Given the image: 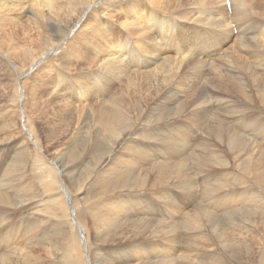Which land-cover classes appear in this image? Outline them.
I'll return each mask as SVG.
<instances>
[{
  "label": "rangeland",
  "instance_id": "rangeland-1",
  "mask_svg": "<svg viewBox=\"0 0 264 264\" xmlns=\"http://www.w3.org/2000/svg\"><path fill=\"white\" fill-rule=\"evenodd\" d=\"M147 1L174 19L170 49L164 34L146 43L125 2L97 18L106 0H0V142L24 264H64L78 247L84 264H264V206L244 189L264 196V92L244 85L264 80V0ZM121 55L134 66L108 64ZM95 180L109 185L90 197Z\"/></svg>",
  "mask_w": 264,
  "mask_h": 264
},
{
  "label": "bare ground",
  "instance_id": "bare-ground-1",
  "mask_svg": "<svg viewBox=\"0 0 264 264\" xmlns=\"http://www.w3.org/2000/svg\"><path fill=\"white\" fill-rule=\"evenodd\" d=\"M139 0H106V2L104 3V4H102V5H99V6H97L96 8L97 9H99V7H101V11L99 12V14L100 15H98L97 16V18H99V16L101 17V18H103V16H106V11L107 10H110L111 9V6H112V9H114L115 7H117V5H119V7H121V6H123L124 5V2L125 3H128V6L127 7H125V8H123V11H124V13L126 12V10H127V8H130L129 6H133L130 10H129V12L127 13V15H125V19L126 18H128V17H126V16H130V18H131V15L132 16H134V18H138L139 16H145L144 18L146 19V23L149 25L148 27H150L151 28V30H150V32H149V34H148V37H146L145 38V41H146V43L147 44H149V45H153V42H155L157 39H158V37H160L162 34H164V35H166V38L164 37V38H162L163 40V44H165V47L166 48H168V49H170L171 48V46H172V42L174 41V38H175V36H176V26H175V23L174 22H172V20H174V19H172V20H170V15L167 17L162 11H161V8L159 7V6H157L154 2H149V1H147V0H145L141 5L140 4H137V2H138ZM239 1H242V2H240L239 4H237V5H234V3L232 4V0L230 1L229 0V2L231 3L230 4V8H231V10H232V5H234L235 7L237 6H241V5H243L245 2H244V0H239ZM49 3L50 4H52L53 3V0H49ZM225 3H226V0H225ZM95 4H91V5H89L88 6V8L87 9H90V8H92L93 6H94ZM105 5H107V6H105ZM227 5V4H226ZM41 6V4H39V3H37V5L36 6H28L29 8L27 9V11L28 12H30L31 14H32V20H33V18H35L34 20H35V23L38 25V27H42V24H41V21L37 18V15L40 13L39 12V7ZM46 7H47V4L45 5ZM143 7V9L148 13V14H146V13H141L140 12V8H142ZM242 7V6H241ZM229 9V8H228ZM239 9V8H238ZM246 10V9H245ZM230 11V10H229ZM235 11H236V9H235ZM234 11V12H235ZM238 11V10H237ZM242 11L243 12H241V13H243V16H245L246 14L244 13V10L242 9ZM246 11H248V10H246ZM23 12V11H22ZM221 12H223V11H221ZM220 12V13H221ZM86 13V15H87V13L89 14L90 12H85ZM238 13V12H237ZM236 12H235V15L237 14ZM247 13V12H246ZM43 14V13H42ZM69 14V16H70V19L72 20V19H74L75 17H79V14H81V12H79V13H76V12H70V13H68ZM226 14V13H225ZM224 14V15H225ZM245 14V15H244ZM248 14H249V11H248ZM85 15V16H86ZM222 15H223V13H222ZM220 16V17H223V16ZM227 15H229V14H226V17H227ZM43 16V15H42ZM84 16V17H85ZM172 16V15H171ZM206 16H208V12H206ZM233 16V15H232ZM232 16H230V17H232ZM239 16V14L238 15H236V17H238ZM41 17V16H40ZM51 17H53L55 20H57V21H61V14H60V12L59 13H57V14H55V15H53V16H51ZM63 17V16H62ZM77 17V18H78ZM230 17H227V18H230ZM242 17V16H241ZM241 17H238V18H240L242 21H243V19H244V17H243V19L241 18ZM82 18V17H81ZM133 18V17H132ZM133 18V19H134ZM214 18H216V17H214ZM218 18V17H217ZM226 18V19H227ZM246 18V17H245ZM63 19V18H62ZM85 18H83V20H84ZM129 19V18H128ZM219 20H214V24H215V26H219V25H222V23L225 25L223 28H225L226 27V25H228L229 26V24L228 23H231V22H229L228 21V19H227V22L225 21V20H223L222 18V21L220 20V18H218ZM247 19H249V17L247 18ZM47 20V19H46ZM49 20V19H48ZM77 20V19H76ZM80 20H82V19H80ZM129 20H131V19H129ZM54 21V20H53ZM126 22H127V19L125 20ZM249 21V20H248ZM247 21V22H248ZM251 21V20H250ZM260 21H262V20H260ZM122 22V21H121ZM132 22V21H131ZM246 22V21H245ZM44 23V22H43ZM59 23H62V21L61 22H58V25H59ZM70 23H72V22H70ZM77 23V22H76ZM80 23H81V21H80ZM141 23V22H140ZM235 23H237V22H235ZM234 23V24H235ZM254 23V22H253ZM35 24V25H36ZM63 24H65L64 22H63ZM88 24V23H87ZM130 24V23H129ZM179 24V23H178ZM233 23H231V25H232ZM243 23H241V25H242ZM250 24V23H249ZM46 25V24H45ZM66 25V24H65ZM133 25V24H132ZM256 25V24H255ZM67 26V25H66ZM69 26V25H68ZM77 26V25H76ZM125 26V25H124ZM131 26V25H130ZM135 26V25H134ZM223 26V25H222ZM228 26H227V28H228ZM235 26H236V24H235ZM238 26V25H237ZM240 26V25H239ZM243 26V25H242ZM259 25H257V28H259L258 27ZM71 27V26H70ZM127 27V26H126ZM180 27V26H179ZM179 27L177 28L178 29V31H179ZM231 27H233V25L231 26ZM245 27H246V25H245ZM247 27H248V24H247ZM66 28V27H65ZM122 28V27H121ZM181 28L184 30V31H188V29H186L185 28V24H182L181 23ZM216 29V28H215ZM229 29V28H228ZM237 29V28H236ZM242 29L244 30V29H246V28H243L242 27ZM260 29V28H259ZM62 30V29H61ZM225 30H227L226 28H225ZM229 31H234V30H230L229 29ZM228 31V32H229ZM262 31V33L264 34V30H261ZM219 32V31H218ZM238 32V31H237ZM113 33V32H112ZM116 33V32H115ZM132 32H130V34H131ZM169 33V34H168ZM186 33V32H185ZM206 33H211L210 31H206V30H204L203 31V35L201 34V33H199L201 36H203L204 38H206V39H208L209 38V36H207V35H205ZM216 33V32H215ZM229 33H231V32H229ZM171 34H173V36H174V38L171 36ZM232 34H234V33H232ZM236 34V33H235ZM239 34V37H241L240 36V34H242V33H238ZM163 35V36H164ZM221 35V34H220ZM207 36V37H206ZM222 36V35H221ZM229 36V35H228ZM227 36V37H228ZM244 36V35H243ZM250 36H251V34H250ZM130 37H132V36H130ZM237 38H238V36H236ZM114 38H115V36H114ZM229 38V37H228ZM245 38V37H244ZM250 38V37H249ZM249 38H247L248 40H249ZM111 39H113V38H111ZM118 39V38H117ZM126 39V38H125ZM124 39V40H125ZM229 39H231V38H229ZM236 39V38H235ZM246 39V38H245ZM114 40V39H113ZM123 40V41H124ZM136 40V39H135ZM178 40V39H177ZM218 41H219V39H217ZM226 40V39H225ZM240 39L238 38V40L236 41V42H238ZM137 41V40H136ZM229 41V40H228ZM232 41V40H231ZM245 41V40H244ZM251 41V40H250ZM98 42V41H97ZM138 42H139V40H138ZM233 42H234V40H233ZM135 43V42H134ZM120 44V43H119ZM125 44V43H124ZM233 44V43H232ZM137 45V44H136ZM237 45V44H236ZM126 46V45H125ZM124 46V47H125ZM127 46H129V43H128V45ZM232 47H233V45H231ZM119 47H120V45H119ZM123 47V46H122ZM122 47H121V50H122ZM135 47V46H134ZM236 47H238V46H236ZM56 48H57V45L55 46V47H53V50L54 51H56ZM137 48V47H136ZM140 48V47H139ZM235 48V47H234ZM130 49V48H129ZM128 49V50H129ZM131 49H132V47H131ZM231 49V48H230ZM237 49V48H236ZM263 51H264V38L262 39V48H261ZM174 50H177V49H174ZM233 50V49H232ZM115 51H117V50H115ZM123 51V50H122ZM178 51V50H177ZM228 51H230V50H228ZM241 51V50H240ZM244 52H246L245 50H243ZM251 51V50H250ZM124 52V51H123ZM136 52V51H135ZM140 52V51H139ZM231 52V51H230ZM254 52V51H253ZM261 52V51H260ZM50 53V52H49ZM55 53V52H54ZM133 53H134V51H133ZM231 53H233V52H231ZM242 53V52H241ZM247 53H248V51H247ZM251 53V52H250ZM258 53H259V51H258ZM262 53H264V52H262ZM261 53V54H262ZM122 54V53H121ZM126 54V53H125ZM130 54H132V53H130ZM135 54V53H134ZM226 54H227V52H226ZM229 54V53H228ZM254 54V53H253ZM256 54H257V52H256ZM231 55V54H230ZM54 56V55H53ZM110 57L112 56V54L111 55H109ZM124 56H126V55H124ZM229 56V55H228ZM243 56H245L244 54L242 55L241 54V57H243ZM249 56H250V54H249ZM258 56V55H257ZM262 56V55H261ZM114 57V56H113ZM145 57V56H144ZM230 57V56H229ZM238 57V56H237ZM124 58H126V57H122V55H121V57L120 58H113V59H111L109 62H108V64H120V63H125L128 67L131 65L132 67L134 66V61L132 60V59H130L129 60V62H128V64H127V62H126V60H127V58H129V55H128V57L126 58V60L124 59ZM137 58V57H136ZM245 58H246V56H245ZM251 58V57H250ZM254 58H255V56H254ZM263 58H264V56H263ZM41 59L42 58H40V59H37L36 61H35V63H38L39 61H41ZM161 59H165L164 57H162V58H157V61L156 62H158L159 60H161ZM194 58L192 57V60H193ZM249 59V57L246 59V60H248ZM257 60H258V58H256ZM255 59V60H256ZM262 59V58H261ZM242 60H243V58H242ZM246 60H243L244 62H246ZM260 60V59H259ZM189 61V60H188ZM215 61V60H214ZM249 61H251V59L250 60H248V62ZM262 61V60H261ZM153 59H151L150 61H149V63H156ZM190 62H191V59H190ZM217 62V61H216ZM241 61L239 60V63H240ZM163 63H166V62H163ZM188 63V62H187ZM213 63V62H212ZM254 63V62H253ZM214 64V63H213ZM246 64H247V62H246ZM255 64H258V62L257 63H255ZM260 64V66H261V62L259 63ZM263 64V63H262ZM136 65V64H135ZM139 65V64H138ZM245 65V64H244ZM264 65V64H263ZM216 66H218V65H216ZM248 66V65H247ZM251 66V65H250ZM255 66V65H254ZM253 67V66H252ZM251 67V69H249L250 71H247V72H250L251 73V71L253 72L254 70H256V66L254 67V70H252L253 68ZM264 67V66H263ZM262 67V68H263ZM249 68V67H248ZM261 70V69H260ZM213 71V70H212ZM240 71V70H239ZM256 72V71H255ZM258 72V71H257ZM257 72H256V74H257ZM251 74H253V76H254V72L253 73H251ZM251 74H250V76H251ZM255 74V76H258V74L256 75ZM260 74V73H259ZM264 74V73H263ZM249 76V75H248ZM253 76H251V77H253ZM255 76H254V78H255ZM259 76H261V74L259 75ZM263 76V75H262ZM237 77H239V76H237ZM246 78V82L244 81V85H245V88H249L248 86H250V84H254L253 85V87H256V86H258L259 87V89L262 91V92H264V80H263V82L261 81V79H253V78ZM70 80H69V78H66L65 79V82L63 81V85H65V83H68ZM248 85V86H247ZM253 89V88H252ZM251 89V90H252ZM250 90V96H252V94H253V92ZM254 90V89H253ZM74 94L76 93V92H73ZM8 115V114H7ZM3 116V115H2ZM4 116H6L5 114H4ZM2 119H3V117H2ZM4 120H6V119H4ZM3 120V121H4ZM4 124V123H3ZM4 125H6V124H4ZM0 133H2V134H4V135H6V133H7V131H6V129H5V127L3 128H1V130H0ZM6 145H7V141H2V142H0V264H24L25 263V261H24V241H23V239H22V236H23V229H24V224H23V221L22 222H20V223H18V221L17 222H13L12 221V215H11V208H10V204H9V202H10V199L11 198H13V194L11 193L12 192V189H11V187L9 186V181H8V176H7V173L5 172V171H3V168H4V165H5V162H6V159H7V154H9V151H8V149L6 148ZM14 166H16L15 168H17V167H21V164L18 162L17 164H15ZM262 179L264 180V175L262 176ZM13 185V184H12ZM109 185V183H102L100 180H95V182L93 183V186H92V190H91V192H90V197H92L98 190H103L105 187H107ZM241 186H242V183H239V184H237L236 185V188L235 189H233L231 192H229L228 194H226L225 196H218V197H216V198H214V200H213V204H217V203H219V202H221V200L223 199V198H225V197H234L235 195H237L238 193V191H240L241 190ZM245 190H246V193H247V198L248 197H250V198H253L252 200L253 201H258L257 203H259V201H260V203H262V206H264V196L262 195V192L260 191V190H256V189H254V188H251V187H247V188H244ZM244 189H242V190H244ZM10 190H11V192H10ZM16 191V190H15ZM208 197V196H207ZM251 200V201H252ZM244 201H246V200H244ZM259 203V204H260ZM199 204V203H198ZM256 204V203H255ZM254 204V205H255ZM259 204H256V205H258L259 206ZM21 207H19V208H15V210H12L13 211V213L14 214H21V213H24L23 211V206L22 205H20ZM199 206H200V204H199ZM198 206V207H199ZM207 206V205H206ZM205 206V207H206ZM200 207H202V206H200ZM198 212H200L201 214H203V213H205V211H206V209L204 208L203 209V207L202 208H198V209H196ZM21 221V220H20ZM93 221L94 222H96V220L95 219H93ZM14 238H17L16 240H18L20 243H18V242H16L15 240H14ZM12 239L14 240V244H15V246H14V248H15V255H12L11 254V252H10V248H11V246H12ZM78 252H79V257H77L76 259H73L71 256H70V254H65V256H64V259H63V263L64 264H84L83 263V259H82V254H81V251H80V249H79V247H78ZM120 255V254H119ZM101 262V261H100ZM104 264V263H103Z\"/></svg>",
  "mask_w": 264,
  "mask_h": 264
}]
</instances>
